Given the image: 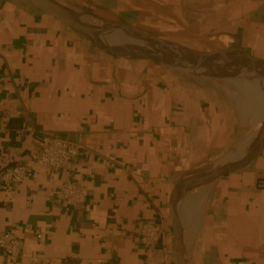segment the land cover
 <instances>
[{
    "label": "crops",
    "instance_id": "crops-1",
    "mask_svg": "<svg viewBox=\"0 0 264 264\" xmlns=\"http://www.w3.org/2000/svg\"><path fill=\"white\" fill-rule=\"evenodd\" d=\"M154 1L133 13L158 12L160 1L170 20L179 13L182 27L209 34L214 46L203 51L264 60V0ZM229 98L161 62L97 47L31 0H0V172L30 159L51 135L82 145L72 178L88 189L83 208L60 202L65 173L40 165L16 187L0 184V231L24 241L19 257L0 249V264H177L174 185L236 159L264 124ZM211 186L208 219L220 264H264V151ZM146 219L166 226L151 247L139 241Z\"/></svg>",
    "mask_w": 264,
    "mask_h": 264
},
{
    "label": "water",
    "instance_id": "water-1",
    "mask_svg": "<svg viewBox=\"0 0 264 264\" xmlns=\"http://www.w3.org/2000/svg\"><path fill=\"white\" fill-rule=\"evenodd\" d=\"M45 13L68 26L76 33L90 38L100 46L118 55L132 59H148L179 67L189 71H201L207 74L214 71L216 76L227 81L248 82L264 92V60L253 57L241 50L196 51L177 44L161 36L132 27L123 22L100 16L94 12H75L56 0H31ZM110 31H121L132 38H137L150 46L148 53L133 54L128 48L111 45L104 34ZM106 38V40H105ZM243 59H246L244 61ZM246 65L260 77H246L241 72L231 70V63ZM264 151V124L254 143L239 157L232 161L218 164L196 173L184 176L174 185L170 194L172 248L177 264H189L182 236V227L178 219L177 204L181 195L191 189L201 188L230 176H235L251 165Z\"/></svg>",
    "mask_w": 264,
    "mask_h": 264
},
{
    "label": "rangeland",
    "instance_id": "rangeland-1",
    "mask_svg": "<svg viewBox=\"0 0 264 264\" xmlns=\"http://www.w3.org/2000/svg\"><path fill=\"white\" fill-rule=\"evenodd\" d=\"M56 1L78 13H82L83 11L86 10L89 12H94L106 18H111L123 22L127 25L128 24H138L141 26L144 25L145 27H135V28L161 36L172 42L189 47L196 51L210 50L207 48H209L210 46L211 47L214 46V44L210 43L209 34L207 36H202L201 34L199 35L198 27H194V28L182 27V24L179 21V13H175V20H170L168 18V15L170 17L172 15H170L166 11L164 5L163 8V6L160 4V1H156V5L159 6L160 11L149 12L150 10L146 9L144 12H140V13L138 12L136 14L133 13L136 9L137 10L138 8L144 9L147 7V5L149 6V4H147L148 2L151 1L152 3H154L155 1L147 0V2H145L142 0H138V3L131 2L130 4L125 3L126 0H56ZM108 5L112 6V10L108 9L109 8ZM213 29L214 27L211 25L210 27L206 28V31L207 30L208 32L211 30L213 31ZM106 34H104L105 37L115 36L119 39H121V37L124 38L125 36L124 33L121 34L118 31H110ZM127 37L129 36H125L126 41L137 40V38H132V37L131 38L129 37L130 39L128 38L127 40ZM91 41L94 42L97 47L103 48L97 42L93 40ZM105 50L110 51L108 49ZM243 60L246 61V59ZM164 65H166L167 67H171L167 64ZM238 65L239 64L237 62L236 64L231 63L232 70L237 71ZM239 68H241V66H239ZM172 69L178 71L179 73L181 72V74L184 75L187 80H191V82L193 83L205 84V86L208 89V92L211 93V95L214 97L218 94L224 100L230 99L229 98L230 95L228 94L227 91L232 92L235 96L240 97L239 98L240 102L238 97H233V99L235 100L234 103H238V107L241 113L243 112V115H246V118H248L249 121L251 122L255 121V123L257 124V123H261L264 120L263 117L264 92L258 87H253L256 90V92L252 93L249 92V90H247L246 88H241L242 84L240 81L230 82L224 79H220L216 76L214 71L210 72V75L209 74L207 75L205 72H202L204 70L189 71L179 67H172ZM245 72L246 71H242V73ZM255 74L256 77H260L256 72ZM250 78L252 77L250 76ZM219 89L221 91H219ZM253 99H255L254 103H252ZM249 100L251 101V103ZM242 101L243 103H241ZM248 104H250V106ZM255 109H257L256 113L254 111ZM249 126L250 124L247 125L246 127ZM244 132H246V130ZM211 185L212 184L201 188L191 189L190 191L181 195L178 200V204H177L178 219L182 227L183 243L189 264H220L218 253L216 251V246H215L216 242L214 239V229L210 228V220L208 219L209 213L207 207L209 202V194L212 189ZM202 190L204 191L207 190L208 192H207V197L205 198L204 201L205 203L203 202V205L199 206L198 204V201H200L199 194L200 192H202ZM183 217H185V220Z\"/></svg>",
    "mask_w": 264,
    "mask_h": 264
},
{
    "label": "built area",
    "instance_id": "built-area-1",
    "mask_svg": "<svg viewBox=\"0 0 264 264\" xmlns=\"http://www.w3.org/2000/svg\"><path fill=\"white\" fill-rule=\"evenodd\" d=\"M82 145L76 141L46 135L42 146L31 153L30 159L6 167L0 172V184L5 187H16L24 182L34 165L46 167L51 171H63L65 179L58 191V200L73 208H83L88 197L87 187L72 178L73 167L78 162ZM164 221L146 219L141 223L139 241L146 247L154 246L165 237ZM39 238L43 237L37 231ZM24 241L15 233L0 231V249L9 257L22 255Z\"/></svg>",
    "mask_w": 264,
    "mask_h": 264
},
{
    "label": "bare ground",
    "instance_id": "bare-ground-1",
    "mask_svg": "<svg viewBox=\"0 0 264 264\" xmlns=\"http://www.w3.org/2000/svg\"><path fill=\"white\" fill-rule=\"evenodd\" d=\"M118 32H120L121 34H123V32H121V31H118ZM107 35V34H106ZM125 36H128V35H126L125 34ZM125 36H124V38L123 37H121V39H119V38H117V37H115V36H109L107 39H108V41L107 42H109V43H111V45H115V46H118L119 44H121L122 46H124L123 48H128L129 49V51L131 52V53H133V54H138V55H140V54H142V53H148V52H150L149 51V49H150V46L149 45H147V43H145V42H143V41H141V40H139V39H137V40H132V41H126L125 40ZM128 38L129 37H127V40H128ZM131 38V37H130ZM129 38V39H130ZM105 40H106V38H105ZM119 47V46H118ZM232 70V69H231ZM238 70V72H241L242 73V71H246L245 73H242V74H244V75H246V77H255V78H257L255 75V72H253L252 70H248V67L246 66V65H242V67L241 68H239V69H237ZM195 73V72H194ZM197 73V72H196ZM201 73V72H200ZM207 74V73H206ZM208 75V74H207ZM210 75V74H209ZM241 82V88H246L247 90H249V92H256V90L253 88V86H251V84L250 83H248V82H243V81H240ZM223 87V86H222ZM218 88V87H217ZM228 92V94L230 95V96H232V97H238V96H235L232 92H229V91H227ZM244 93V92H243ZM255 95H256V93H255ZM254 95V96H255ZM240 97H238V99H239ZM254 98V97H253ZM262 98V97H261ZM232 99V98H231ZM249 99V98H248ZM264 99V98H263ZM255 99H253L252 100V103H254L255 101H254ZM261 100V99H260ZM250 101V100H249ZM249 101H247V102H249ZM239 102H240V99H239ZM241 103H243V101L241 102ZM250 103H251V101H250ZM249 106H250V104H248ZM237 106V105H236ZM258 107H259V105H258ZM260 108H261V106H260ZM252 109H253V107H252ZM239 110V109H238ZM256 110L257 109H255L254 111H255V113H256ZM258 110H260V109H258ZM262 110V109H261ZM249 114V113H248ZM261 114H262V112H261ZM256 115V114H255ZM255 118H257V117H255ZM242 143V142H241ZM243 152H244V150H242V151H240L238 154V157L239 156H241L242 154H243ZM208 189V188H207ZM207 190H202V192H200V194H199V199H200V201H198V204H199V206H202L203 205V202L205 201V198H206V196H207ZM187 202V201H186ZM205 203V202H204ZM196 210V209H195ZM194 211V210H193ZM200 213V212H199ZM197 214V213H196ZM201 214V213H200ZM199 215V214H198ZM184 218V220H185V217H183ZM194 220V219H193ZM191 223V222H190Z\"/></svg>",
    "mask_w": 264,
    "mask_h": 264
}]
</instances>
